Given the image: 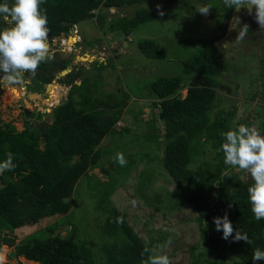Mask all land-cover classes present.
I'll return each instance as SVG.
<instances>
[{"label": "trees", "instance_id": "16d2710c", "mask_svg": "<svg viewBox=\"0 0 264 264\" xmlns=\"http://www.w3.org/2000/svg\"><path fill=\"white\" fill-rule=\"evenodd\" d=\"M150 1L44 0L40 8L47 16L51 39L68 35L73 24L85 21L95 20L101 29L105 26L109 8H115L118 13ZM5 2L11 6L15 0H0V4ZM217 8L234 10L225 6L223 0H219ZM113 15L116 17L110 20L107 30L127 36L139 26L153 21L154 10L141 8L133 16ZM217 25L220 27L219 20ZM11 26L0 18V31ZM83 41L89 46L99 44V40ZM186 43L199 47L182 62V74L158 77L149 84L156 99L153 105L158 108L157 117L162 123V128L152 127V132L162 138L163 167L176 186L175 192L180 198L178 204H187L197 213L201 242L209 253L216 254L203 264H227L228 253L244 264H253V251L256 248L264 251V219L256 220L251 211L248 194V188L254 182L251 176L246 181L234 169L230 176L223 175L229 169L224 164L221 145L225 141L221 133L243 124L257 126L264 136V110L258 106L252 121L238 112L236 104L231 110L212 116L216 90L220 85L218 78L226 68L208 43L191 38L186 39ZM49 45V58L40 64L35 76L26 73L24 80L38 92L52 86L56 76L68 70L59 79L60 84L68 87V93L66 100L51 110L49 122L42 119L47 114L45 112H37L39 123L30 121L20 132H16L11 123L0 122V163L7 159L6 153L14 155V168L0 175V246L14 247L12 253L16 258L38 264H141L153 253H144V249L150 247L142 242L124 215L115 210L103 226V233L113 240L103 243L100 259L86 242L75 240V230L62 237L55 233V227L47 228L41 238L38 236L19 243L9 236L21 227L67 214L80 178L88 170L98 168L102 159V152L98 149L101 141L112 133L123 137L129 132L128 128L113 130L121 115L122 102L99 92V88L89 82L82 65H71L70 57L61 58L51 53L54 47L51 43ZM137 48L150 60L165 57V51L151 40L139 41ZM107 60H96L93 66L97 73L114 67ZM246 61V78L243 76L240 82L244 83L246 92L254 90L253 98L263 103L264 52ZM184 82H187V88L182 98L179 93ZM48 89L52 90L51 87ZM206 145L214 156L211 161H200ZM113 161L111 165L117 170L120 163L116 157ZM110 194L106 187L102 200L105 201ZM226 213L234 228L233 236L235 231H240L247 235L251 244L243 240L234 242L232 237L222 239L223 232L215 230L213 221L216 217L223 218ZM118 217H123L122 224L116 223ZM256 264H264V261Z\"/></svg>", "mask_w": 264, "mask_h": 264}, {"label": "rangeland", "instance_id": "374dc122", "mask_svg": "<svg viewBox=\"0 0 264 264\" xmlns=\"http://www.w3.org/2000/svg\"><path fill=\"white\" fill-rule=\"evenodd\" d=\"M202 5L212 6L209 15L198 12ZM217 5L219 0H151L116 13L117 16H133L141 8L154 10L153 21L139 26L127 36L122 32L107 30L110 20L116 17L108 11L105 26L101 29L95 20L77 26L83 39L87 42L99 40V44L89 46L83 41L71 53L63 47L59 48L60 45L53 46L51 53L61 58L70 57L71 65H82L89 82L99 88V92L122 102L120 123L113 130L124 127L129 132L123 137L112 133V136L101 141L98 149L102 152V159L98 168L88 170L80 178L67 214L17 229L9 235L15 238V243L38 236L41 238L47 228L55 227V233L62 237L75 230V240L86 242L96 253V258L100 259L103 243L113 240L103 233V226L115 210L124 215L145 245L156 250L153 254L168 255L171 264H203L215 257L216 254L209 253L201 242L197 213L187 204H178L180 198L175 192L176 186L163 167V141L152 132V127L159 129L162 123L157 117L158 108L153 105L156 99L149 90V84L158 77L181 75L182 62L199 47L186 43V39H199L215 49L217 59L226 68L218 78L220 85L216 90L212 116L231 110L236 104L238 112L252 121L258 106L264 110V102L258 103L253 98L254 90L246 92L244 83L240 82L248 70L246 59L261 56L264 52V30L255 19V9L250 15L247 9H241L238 13L235 9L221 11ZM161 12L164 14L161 15ZM236 16L240 18V24L233 30V18ZM244 25H248V32L243 41L236 43L239 30ZM68 40L66 45L73 44V37L71 42ZM143 40L155 42L165 51V57L162 60L145 58L137 48V43ZM104 59H108L107 62L113 63L114 67L98 74L93 65L96 60L102 62ZM61 77H56L52 90L47 91L36 92L26 82L2 87L0 122L11 123L16 132L22 131L30 121L39 123L37 112L47 113L42 119L49 122L51 107L61 104L67 96L64 85L59 83ZM186 88L187 82H184L179 93L182 98L186 95ZM118 153L123 154L126 164H120L115 170L111 164ZM213 156L214 152L206 145L199 160L211 161ZM106 187L111 194L103 201L102 194ZM133 200L137 201L135 206ZM169 239L172 241L170 245L163 250L157 248ZM13 251L14 247L0 246L4 264H33L22 257L16 258ZM226 257L227 264H244L229 253Z\"/></svg>", "mask_w": 264, "mask_h": 264}, {"label": "clouds", "instance_id": "9594fccd", "mask_svg": "<svg viewBox=\"0 0 264 264\" xmlns=\"http://www.w3.org/2000/svg\"><path fill=\"white\" fill-rule=\"evenodd\" d=\"M43 2L44 0H15L11 6L7 2L0 4V18L12 25L0 31V92L2 87L23 84L26 73H31L32 76H35L40 64L49 58L48 20L46 14H42L40 8ZM223 3L228 8L235 9L237 13L241 9H247L251 15L253 9H255V19L260 25V28L264 30V0H223ZM113 9L116 11L114 14H116L117 10L115 8ZM211 9V5H202L199 7L198 12L201 15L207 16L210 14ZM160 14L163 15L164 13L161 12ZM233 20L234 24L232 28L235 30L237 25L240 24V18L236 16ZM70 32L69 29L68 35H61H64L66 39L71 38L73 36ZM247 32L248 25H244L239 30L235 42L239 43L243 41ZM59 37L61 36L54 38ZM81 43L75 44L74 50L75 46ZM64 50L66 51V49ZM92 58L94 57L92 56ZM63 87L66 89L67 94L68 87ZM51 108L53 109V107ZM119 121L120 119L115 125L119 124ZM221 135L225 141L221 145V150L224 153V164L229 169L223 175L230 176L231 170L234 169L246 181L249 175L251 176L254 181L248 188L249 200L252 206L251 211L256 220L264 219V136L259 133L257 128L243 124L234 130L222 132ZM6 156L7 159L3 163H0V173L14 168L13 153L8 152ZM116 159L122 166L126 164L122 153H118ZM132 203L135 206L137 201L133 200ZM213 222L215 224V230L217 232H223L222 239L229 240L232 237L234 242L243 240L251 244L247 235L242 234L240 231H235V236H233L234 228L227 213L223 218H214ZM116 223L122 224L123 217H118ZM171 243L172 241L169 239L165 244L158 245L157 248L163 250ZM155 251V249H144V253H155ZM144 253L141 255L143 256ZM252 259L253 264H256L258 261H264V251L256 248L253 251ZM0 264H4V257L2 255H0ZM141 264H171V260L166 254H151L148 255L147 259L142 260Z\"/></svg>", "mask_w": 264, "mask_h": 264}, {"label": "built area", "instance_id": "2783aa9c", "mask_svg": "<svg viewBox=\"0 0 264 264\" xmlns=\"http://www.w3.org/2000/svg\"><path fill=\"white\" fill-rule=\"evenodd\" d=\"M111 14H114L116 11L113 8H110L108 10ZM77 24H73L70 28V33L71 35L75 38V42L74 44H72L71 46L68 44L66 45V38L63 37H59V38H51L49 39V43H51L52 46H58V47H63L64 49H67L66 51L71 52L74 50V45L77 43H81L82 41V35H81V31L80 29L77 28Z\"/></svg>", "mask_w": 264, "mask_h": 264}, {"label": "water", "instance_id": "95a60500", "mask_svg": "<svg viewBox=\"0 0 264 264\" xmlns=\"http://www.w3.org/2000/svg\"><path fill=\"white\" fill-rule=\"evenodd\" d=\"M67 72H68V70H64V71H62V72L59 74V77H60V76H64ZM164 131H165V129H164Z\"/></svg>", "mask_w": 264, "mask_h": 264}, {"label": "flooded vegetation", "instance_id": "af4514ba", "mask_svg": "<svg viewBox=\"0 0 264 264\" xmlns=\"http://www.w3.org/2000/svg\"><path fill=\"white\" fill-rule=\"evenodd\" d=\"M68 73V72H67ZM66 73V74H67ZM29 82H26V84H28ZM48 90V87L46 86V87H44L43 89H42V91H47Z\"/></svg>", "mask_w": 264, "mask_h": 264}, {"label": "crops", "instance_id": "0c3cea01", "mask_svg": "<svg viewBox=\"0 0 264 264\" xmlns=\"http://www.w3.org/2000/svg\"><path fill=\"white\" fill-rule=\"evenodd\" d=\"M29 262H31V261H29ZM34 264H38V263H35V262H33Z\"/></svg>", "mask_w": 264, "mask_h": 264}, {"label": "bare ground", "instance_id": "6f19581e", "mask_svg": "<svg viewBox=\"0 0 264 264\" xmlns=\"http://www.w3.org/2000/svg\"><path fill=\"white\" fill-rule=\"evenodd\" d=\"M72 39V37L71 38H69V40H71Z\"/></svg>", "mask_w": 264, "mask_h": 264}]
</instances>
